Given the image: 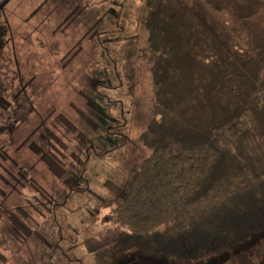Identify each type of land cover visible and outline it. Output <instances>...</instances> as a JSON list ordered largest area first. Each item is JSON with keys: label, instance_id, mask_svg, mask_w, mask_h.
Instances as JSON below:
<instances>
[{"label": "rangeland", "instance_id": "374dc122", "mask_svg": "<svg viewBox=\"0 0 264 264\" xmlns=\"http://www.w3.org/2000/svg\"><path fill=\"white\" fill-rule=\"evenodd\" d=\"M144 1L0 0V264H264V232L189 261L107 231L150 152Z\"/></svg>", "mask_w": 264, "mask_h": 264}, {"label": "trees", "instance_id": "16d2710c", "mask_svg": "<svg viewBox=\"0 0 264 264\" xmlns=\"http://www.w3.org/2000/svg\"><path fill=\"white\" fill-rule=\"evenodd\" d=\"M144 3L150 152L107 231L181 260L235 250L264 232V0Z\"/></svg>", "mask_w": 264, "mask_h": 264}, {"label": "bare ground", "instance_id": "6f19581e", "mask_svg": "<svg viewBox=\"0 0 264 264\" xmlns=\"http://www.w3.org/2000/svg\"><path fill=\"white\" fill-rule=\"evenodd\" d=\"M43 131H44V130H43ZM46 131H47V130H46ZM55 132H57V131H55ZM43 133H44V132H43ZM41 134H42V133H41ZM45 134H46V132H45ZM52 135H53V132H52ZM44 136H45V135H44ZM46 137H47V136H46ZM40 138H41V137H40ZM44 140H45V139H44ZM41 141L43 142V140H42V139H41ZM42 142H41V143H42ZM128 180H131V178H130V179H128ZM127 182H128V181H126V183H127ZM127 185H128V183H127ZM127 185H126V186H127Z\"/></svg>", "mask_w": 264, "mask_h": 264}]
</instances>
